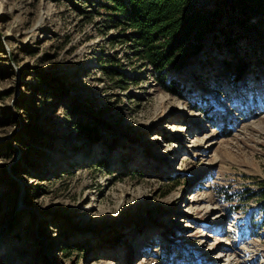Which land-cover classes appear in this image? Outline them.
Instances as JSON below:
<instances>
[{"label": "rangeland", "instance_id": "374dc122", "mask_svg": "<svg viewBox=\"0 0 264 264\" xmlns=\"http://www.w3.org/2000/svg\"><path fill=\"white\" fill-rule=\"evenodd\" d=\"M107 5L0 0V264H264V37L234 84L208 35L177 97Z\"/></svg>", "mask_w": 264, "mask_h": 264}, {"label": "trees", "instance_id": "16d2710c", "mask_svg": "<svg viewBox=\"0 0 264 264\" xmlns=\"http://www.w3.org/2000/svg\"><path fill=\"white\" fill-rule=\"evenodd\" d=\"M107 2L106 10L112 13L116 27L130 32L127 42L133 56L152 69L156 83L177 97L183 88L169 75L181 72L192 63L204 50L208 35H212L219 50L225 48L231 55V59L223 61V67L234 84L244 82L252 64L247 51L243 56L239 54L238 40L244 36L239 29L264 37V0ZM263 61L259 58L256 64H264ZM84 133L94 143L98 140L95 128H85ZM14 172L20 174L18 168Z\"/></svg>", "mask_w": 264, "mask_h": 264}, {"label": "bare ground", "instance_id": "6f19581e", "mask_svg": "<svg viewBox=\"0 0 264 264\" xmlns=\"http://www.w3.org/2000/svg\"><path fill=\"white\" fill-rule=\"evenodd\" d=\"M37 226H38V225H37V223L35 222L34 227L36 228V230H39V229H37V228H38Z\"/></svg>", "mask_w": 264, "mask_h": 264}]
</instances>
